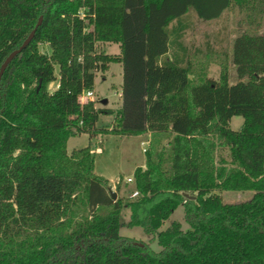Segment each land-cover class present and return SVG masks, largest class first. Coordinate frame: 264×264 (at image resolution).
Returning <instances> with one entry per match:
<instances>
[{
    "label": "trees",
    "instance_id": "1",
    "mask_svg": "<svg viewBox=\"0 0 264 264\" xmlns=\"http://www.w3.org/2000/svg\"><path fill=\"white\" fill-rule=\"evenodd\" d=\"M232 1L0 0V69L42 16L0 77V264H264V33L234 37V83L226 47L184 40L191 9L213 20ZM252 1L257 16L264 0ZM105 42L120 52L99 49ZM205 59L220 66L219 79ZM114 62L123 65L121 108L82 100ZM103 115L115 126H97ZM233 116L244 118L238 129ZM146 132L145 167L133 173L139 194L128 199H113L96 173L91 142L67 149L81 133ZM219 190L254 195L226 203ZM180 205L189 228L160 230ZM124 226L161 249L136 244Z\"/></svg>",
    "mask_w": 264,
    "mask_h": 264
},
{
    "label": "rangeland",
    "instance_id": "2",
    "mask_svg": "<svg viewBox=\"0 0 264 264\" xmlns=\"http://www.w3.org/2000/svg\"><path fill=\"white\" fill-rule=\"evenodd\" d=\"M251 2L243 0L237 2L233 0L230 7L223 13L220 18L213 20H204L199 18L193 9L190 10L189 23L190 26L186 30L184 37L188 45L203 47L206 40L209 39L216 48L226 47L228 51V66H229V81L230 83L239 80L236 67L232 60L231 47L235 36L247 33H264V11L257 16L251 15ZM98 48L107 53L117 54L120 52L118 43L105 42L98 43ZM41 49L45 52H50L47 45H42ZM204 59V58H203ZM206 60L207 74L215 79H219L220 66L213 60ZM58 77V68H56ZM123 83V65L122 63L114 62L105 72H97L95 78V100L96 107H115L120 104L119 90H122ZM51 91V90H50ZM82 100L87 99L86 94L82 95ZM106 99V102H102ZM114 115H103L97 126L112 127L115 126ZM244 118L242 116H233L230 125L233 129L241 127ZM99 137V136H98ZM90 138L87 133H81L71 136L67 143L68 151L75 148L85 147L92 143L93 156L95 162V171L97 174L104 176L110 182V188L118 193V197L124 199L130 198V193L135 189V182L128 183L126 180L132 176L135 168L145 165L146 154L144 149H148L151 144L152 135L136 136V135H117V134H102L100 142L98 139ZM144 137L146 139H144ZM149 142L144 144L143 141ZM167 138H162L161 143L165 144ZM220 154L223 157H229V149L224 147L220 149ZM145 167V166H144ZM134 178V177H133ZM118 190V191H117ZM222 196V200L226 203H240L251 199L254 195L253 190H219L217 191ZM129 219V209L125 208L122 211V220ZM172 221L182 223V228H189V224L184 220L183 206H178L166 219L160 230L165 229ZM122 235L131 237L141 241L139 243H148L152 250L159 251L161 246L157 239H152L151 234H147L141 227H122L120 230ZM137 241V242H138Z\"/></svg>",
    "mask_w": 264,
    "mask_h": 264
},
{
    "label": "water",
    "instance_id": "3",
    "mask_svg": "<svg viewBox=\"0 0 264 264\" xmlns=\"http://www.w3.org/2000/svg\"><path fill=\"white\" fill-rule=\"evenodd\" d=\"M42 23V16L39 17V20L37 22L36 27L29 33V35L25 38V40L23 41V43L16 49H14L4 60V62L1 65V69H0V77L2 76L4 70L6 69V67L8 66V64L14 59V57L20 53L33 39L36 29L37 27ZM102 102H106V99H103ZM109 192L112 195L113 199H117L118 198V193L116 191H114L112 188H109ZM136 244L139 245H144L143 243H139V242H135Z\"/></svg>",
    "mask_w": 264,
    "mask_h": 264
},
{
    "label": "crops",
    "instance_id": "4",
    "mask_svg": "<svg viewBox=\"0 0 264 264\" xmlns=\"http://www.w3.org/2000/svg\"><path fill=\"white\" fill-rule=\"evenodd\" d=\"M59 86V77L56 79V80H54V81H52L49 85H48V88H49V90H51V91H53L54 89H56L57 87ZM94 90H95V87H94ZM119 95H120V99H119V101H120V104H119V106L117 107V108H115V107H113L114 109H120L121 108V106H122V90L120 89L119 90ZM103 106H105V105H103ZM106 107H108V106H106ZM101 135L102 134H100L99 135V137H98V139L96 140V142H100V137H101ZM145 135H148V136H151V133L150 132H146V133H144V134H139V135H136V136H145ZM144 139H146L145 137H144ZM144 142V144H146V143H148L149 141L148 140H144L143 141ZM92 151H93V149H92ZM145 165H143V167H144ZM110 182V181H109Z\"/></svg>",
    "mask_w": 264,
    "mask_h": 264
},
{
    "label": "built area",
    "instance_id": "5",
    "mask_svg": "<svg viewBox=\"0 0 264 264\" xmlns=\"http://www.w3.org/2000/svg\"><path fill=\"white\" fill-rule=\"evenodd\" d=\"M83 94H86L87 99H92V100H95V99H96V98H95V92H94V90H87V91H85ZM143 143H144V142H143ZM144 150H146V149H144ZM126 181H127L128 183H132V182H134V178H133L132 176H130V177L127 178ZM138 194H139V191H138L137 189H134V190L130 193L129 197H136Z\"/></svg>",
    "mask_w": 264,
    "mask_h": 264
}]
</instances>
